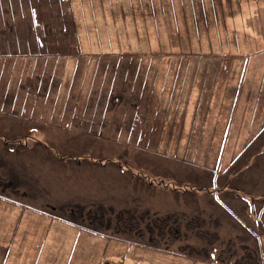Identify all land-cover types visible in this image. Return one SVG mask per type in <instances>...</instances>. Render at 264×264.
Segmentation results:
<instances>
[{"label":"rangeland","instance_id":"rangeland-1","mask_svg":"<svg viewBox=\"0 0 264 264\" xmlns=\"http://www.w3.org/2000/svg\"><path fill=\"white\" fill-rule=\"evenodd\" d=\"M0 22V264H258L264 0H0ZM37 27L79 54L29 76Z\"/></svg>","mask_w":264,"mask_h":264},{"label":"trees","instance_id":"trees-1","mask_svg":"<svg viewBox=\"0 0 264 264\" xmlns=\"http://www.w3.org/2000/svg\"><path fill=\"white\" fill-rule=\"evenodd\" d=\"M63 47V51H61V53H66V51H68L69 50V48H68V46H62ZM65 47H67V48H65ZM76 52H77V50H76ZM169 219V218H168ZM159 220H161V219H158V220H156V221H153V223H151V225H150V223L149 224H147L146 226V230L147 229H149V228H152V225L153 226H155V227H157L158 229L157 230H159V228H164V227H166V225L168 224V221H167V224L165 225V226H162L163 225V223H162V225H161V223H159L158 221ZM167 219H165V220H163V222H165ZM158 222V223H157ZM162 222V221H161ZM171 233H173V234H176V230L175 229H172L171 230V232H170V234Z\"/></svg>","mask_w":264,"mask_h":264}]
</instances>
